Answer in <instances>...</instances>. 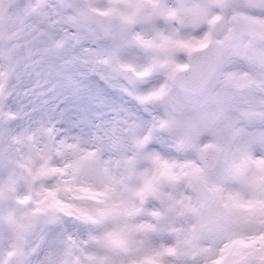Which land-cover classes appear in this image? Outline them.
I'll return each instance as SVG.
<instances>
[{
  "label": "snow or ice",
  "instance_id": "obj_1",
  "mask_svg": "<svg viewBox=\"0 0 264 264\" xmlns=\"http://www.w3.org/2000/svg\"><path fill=\"white\" fill-rule=\"evenodd\" d=\"M14 12L0 264H264V0Z\"/></svg>",
  "mask_w": 264,
  "mask_h": 264
},
{
  "label": "water",
  "instance_id": "obj_2",
  "mask_svg": "<svg viewBox=\"0 0 264 264\" xmlns=\"http://www.w3.org/2000/svg\"><path fill=\"white\" fill-rule=\"evenodd\" d=\"M16 3V0H0V14H5L6 11Z\"/></svg>",
  "mask_w": 264,
  "mask_h": 264
},
{
  "label": "rangeland",
  "instance_id": "obj_3",
  "mask_svg": "<svg viewBox=\"0 0 264 264\" xmlns=\"http://www.w3.org/2000/svg\"><path fill=\"white\" fill-rule=\"evenodd\" d=\"M8 17L13 21V23L16 22V16H15V12H14V7L11 8L8 13H7Z\"/></svg>",
  "mask_w": 264,
  "mask_h": 264
}]
</instances>
